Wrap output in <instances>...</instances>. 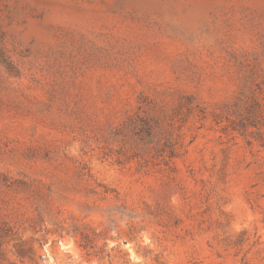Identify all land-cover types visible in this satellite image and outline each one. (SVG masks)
Listing matches in <instances>:
<instances>
[{
    "label": "rangeland",
    "instance_id": "374dc122",
    "mask_svg": "<svg viewBox=\"0 0 264 264\" xmlns=\"http://www.w3.org/2000/svg\"><path fill=\"white\" fill-rule=\"evenodd\" d=\"M0 264H264V0H0Z\"/></svg>",
    "mask_w": 264,
    "mask_h": 264
}]
</instances>
